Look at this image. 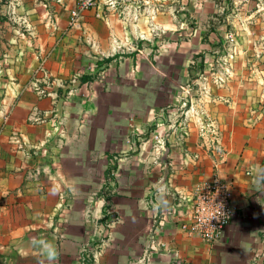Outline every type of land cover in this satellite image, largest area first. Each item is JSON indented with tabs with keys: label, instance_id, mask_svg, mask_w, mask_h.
<instances>
[{
	"label": "crops",
	"instance_id": "obj_1",
	"mask_svg": "<svg viewBox=\"0 0 264 264\" xmlns=\"http://www.w3.org/2000/svg\"><path fill=\"white\" fill-rule=\"evenodd\" d=\"M78 1L0 0V264H264V0ZM215 178L236 214L206 242Z\"/></svg>",
	"mask_w": 264,
	"mask_h": 264
},
{
	"label": "built area",
	"instance_id": "obj_2",
	"mask_svg": "<svg viewBox=\"0 0 264 264\" xmlns=\"http://www.w3.org/2000/svg\"><path fill=\"white\" fill-rule=\"evenodd\" d=\"M99 3L100 0H79L77 5L70 9V23L77 25L83 11L97 8ZM114 3L110 0L108 5L113 6ZM228 39L236 44V35L233 32L228 33ZM216 81L222 83L223 78L217 76ZM159 137L160 135H155L156 139ZM193 204L191 221L186 225V231L198 234L206 242L219 239L236 214L232 188L216 178L213 181H203L195 187ZM82 263L92 264V255L87 250L82 256Z\"/></svg>",
	"mask_w": 264,
	"mask_h": 264
},
{
	"label": "clouds",
	"instance_id": "obj_3",
	"mask_svg": "<svg viewBox=\"0 0 264 264\" xmlns=\"http://www.w3.org/2000/svg\"><path fill=\"white\" fill-rule=\"evenodd\" d=\"M31 244L39 249L42 256L46 257L49 262L55 261L57 258V251L55 245L43 238H33Z\"/></svg>",
	"mask_w": 264,
	"mask_h": 264
},
{
	"label": "rangeland",
	"instance_id": "obj_4",
	"mask_svg": "<svg viewBox=\"0 0 264 264\" xmlns=\"http://www.w3.org/2000/svg\"><path fill=\"white\" fill-rule=\"evenodd\" d=\"M110 1V0H109ZM109 1H107V3H106V5L108 4V2ZM115 3H114V5H117V2H118V0H113ZM142 2H145V3H150V0H141ZM156 2H159L158 4L159 5H161L160 7H162L163 8V6L165 5L164 3H166V6L165 7H168L167 5H168V0H155ZM223 0H221L220 2H222ZM1 2H5V0H1ZM227 4L225 3L224 5L226 6H228V8H229V10L231 9V7H236V8H238L239 6L240 7H246V5L247 4H249L248 3V0H227ZM113 5V6H114ZM159 7V6H158ZM4 15H0V19L3 17Z\"/></svg>",
	"mask_w": 264,
	"mask_h": 264
},
{
	"label": "trees",
	"instance_id": "obj_5",
	"mask_svg": "<svg viewBox=\"0 0 264 264\" xmlns=\"http://www.w3.org/2000/svg\"><path fill=\"white\" fill-rule=\"evenodd\" d=\"M88 261V260H87Z\"/></svg>",
	"mask_w": 264,
	"mask_h": 264
}]
</instances>
